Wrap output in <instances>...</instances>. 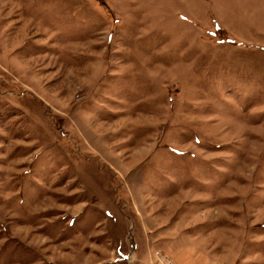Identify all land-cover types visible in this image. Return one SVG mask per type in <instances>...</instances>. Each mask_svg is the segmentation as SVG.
Wrapping results in <instances>:
<instances>
[{
    "label": "rangeland",
    "instance_id": "rangeland-1",
    "mask_svg": "<svg viewBox=\"0 0 264 264\" xmlns=\"http://www.w3.org/2000/svg\"><path fill=\"white\" fill-rule=\"evenodd\" d=\"M264 264V0H0V264Z\"/></svg>",
    "mask_w": 264,
    "mask_h": 264
},
{
    "label": "built area",
    "instance_id": "built-area-1",
    "mask_svg": "<svg viewBox=\"0 0 264 264\" xmlns=\"http://www.w3.org/2000/svg\"><path fill=\"white\" fill-rule=\"evenodd\" d=\"M150 264H175L172 259L160 250L153 252V259Z\"/></svg>",
    "mask_w": 264,
    "mask_h": 264
}]
</instances>
